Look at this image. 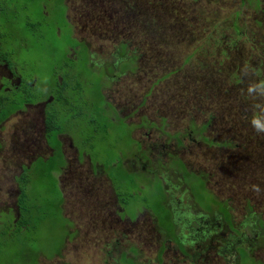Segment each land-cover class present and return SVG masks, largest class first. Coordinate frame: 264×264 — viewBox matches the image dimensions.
<instances>
[{
    "label": "flooded vegetation",
    "instance_id": "flooded-vegetation-1",
    "mask_svg": "<svg viewBox=\"0 0 264 264\" xmlns=\"http://www.w3.org/2000/svg\"><path fill=\"white\" fill-rule=\"evenodd\" d=\"M73 1L37 0L38 9H40L38 15L41 17L42 11L44 23L54 22L60 25H57L56 30L58 37H62L58 30L69 27V41L71 38L80 42L82 36H79L81 32L74 23ZM255 1L260 9H264V0ZM247 4L249 6L252 3ZM240 6V10L233 13L234 19L230 20L233 31L231 40H235L234 38H238L244 33L245 26H240L237 21L242 14V9L247 7L244 0H241ZM255 9L254 6V11ZM128 10H130L129 7L125 12ZM134 13L137 14V11L135 10ZM129 15L131 14L123 15V19ZM60 20L64 22H58ZM234 25L236 28L233 27ZM39 27L41 28L40 25ZM43 31L39 30L40 33L47 34L45 30ZM129 35L132 37V32ZM15 46L12 44L9 48H0V114L8 112L11 98L16 96L20 98L18 99L20 107L9 113L4 119H0V159L9 161V141L19 131H23L22 135L25 134L26 143L33 150L27 151L21 160L18 159L14 163L13 169L5 171L11 174L14 170L11 174V181L15 185L14 194L9 193L14 197L13 204L5 207L0 206V213L4 211L7 215L6 224L4 223L5 228L8 225L9 233L7 235L9 236L11 231L16 230V224L18 226V222L23 216L17 201L20 195L18 180H21L20 177H24L22 176L24 168H28L30 171L34 163L40 160L44 163L43 166L47 163L48 166H56L53 176L57 180L56 185L63 198L59 210H54L56 211L53 213L56 217L55 222L43 223L44 229H48V236L44 241H40V245L42 244V247L47 249H38L37 253L28 255L29 258L20 264H26L29 259L32 264H71L67 260L66 251L69 245L76 240L78 234V224L71 218L76 206L71 212L66 209L67 200L63 195L64 189L61 187L60 176L66 179L65 186L77 189L84 207L89 199L92 201L90 211L86 209L89 214L88 224L93 226L91 231H94V233L90 232V239L95 245L94 247H98V256L105 259V264L107 257L108 261H112L113 264H264V221L255 215L249 202H247L249 212L244 215L245 221L238 227L235 226L233 211L231 212L232 209H230L227 200H219L216 193L208 189V175L204 172H194L182 159L181 151L185 148L179 134L172 135L165 132L167 126L165 120L157 123L151 121L145 113H140L152 93V85L146 92L136 97H139L138 101L135 98L127 102L118 97L122 93L116 89L117 81L128 76H135L138 64L122 63L126 67L122 74L117 73L113 78L100 79V94L104 97L107 105L105 115L108 116L112 128L103 133L102 139L96 137L86 143V136L83 139L77 135L74 125L69 121L66 123L68 132L56 134L53 144H48L45 141L46 110L54 104V93L58 90L55 82L61 81V75L57 74L46 80L36 73V77L29 78L31 82L27 87L28 77H25L23 73L27 70L32 72L35 70L32 67L33 62L28 60L29 57H27V61H24L19 53V55L16 54L18 48ZM69 48L64 50L67 53H59L61 56H66L65 59H69L70 64H77L82 46L75 45L70 52ZM132 50L133 47L130 45L127 53L129 54ZM11 52L13 56L8 59ZM91 53V49L87 48L88 64L96 65L94 73L101 75L100 71L110 69L112 64L107 61L111 55L101 59L98 56H92ZM14 56L15 58H13ZM33 58L39 59L38 56ZM16 62L19 66H9V63ZM64 62L66 66L68 63L66 60ZM259 64L262 65L263 62ZM259 70L258 68V74ZM49 80L51 81L48 82ZM228 91L229 89L226 90V93ZM247 97L248 95L241 98ZM16 116L21 120V123L17 127L12 126V131H10L8 121ZM188 130L191 139H194L191 142L196 143L195 136H193L194 130L190 128ZM159 133L160 137H158ZM163 133H166L168 137H176L168 139ZM161 137L164 139L162 142L159 141L162 140ZM205 140L208 141L207 138ZM86 150H91L90 154H86ZM96 156L99 157L98 161H95ZM107 165L110 166L108 170L106 169ZM82 169H85L89 174L91 179L88 178V181L96 184V190H93L95 188L92 185L90 189H87L83 188L80 183L75 186L72 184L70 179L79 180ZM189 171H191L194 180L200 184V192L207 195L204 200L209 202L208 208L205 206L200 209L197 208L198 206H194L196 198L191 194V185L186 181ZM183 173L186 174L183 175ZM112 176L127 178L126 182L122 181L125 186H129L131 183L136 184L135 190H139V192L135 198L142 197L148 190L151 193L149 199L153 203L156 202V198L162 196L160 210L161 217L165 221L156 220L147 208L137 204V199L123 205L113 186ZM91 190L96 191L95 193L98 195H91ZM152 191L156 193L155 198H152L154 196ZM179 192L185 193L186 201L189 205L192 204V207H183L181 200L175 199L174 194ZM258 221L261 224L258 225ZM142 223L149 230V233L147 231V235H150L148 242L140 245L134 244L131 242L132 238L135 240L138 238L135 229L139 228L138 226ZM242 227L247 228L245 232L239 229ZM0 237L2 236L0 235ZM52 249L56 250L54 254H52ZM144 257L145 259H143Z\"/></svg>",
    "mask_w": 264,
    "mask_h": 264
},
{
    "label": "rangeland",
    "instance_id": "rangeland-1",
    "mask_svg": "<svg viewBox=\"0 0 264 264\" xmlns=\"http://www.w3.org/2000/svg\"><path fill=\"white\" fill-rule=\"evenodd\" d=\"M7 1L13 2L17 13H22V2ZM27 1L28 4L26 5L31 8L32 0ZM75 1L72 3L74 5L73 9H75L74 23L81 32L77 15L79 8ZM244 1L246 6L247 3H252L242 9V14L237 20L240 26H245L243 28L244 33L240 37L234 38L235 40H231L233 31L231 30L232 23L230 20L234 19L233 13L240 10L241 0H159L155 6H153V3L141 0L140 15L144 17V20L138 18V23L142 24V27L138 30L141 29L140 33H149L148 38L155 42V46L152 44L147 46L143 40L137 38L140 36L139 34L136 37L132 33V37H134L133 49L143 51V56L138 63L139 70H137L135 76L121 78L116 84V89L122 93L119 94L118 92V97L122 101L128 102L146 92L161 76V68L164 69L166 66L162 62H170L174 68L178 69L176 74L155 83L152 93L140 113H145L151 121L157 123L165 120L167 122L165 132L172 135L179 134L185 148L181 151L182 159L188 168L194 172H204L208 175V189L214 191L219 200H227L230 209H232L231 212L233 211L234 225L237 227L245 221L244 215L249 212L247 202L253 207L255 215L264 221V143L258 145L257 142L258 138L264 141V9H260L255 0ZM254 6L256 7L255 11ZM155 16L156 24L159 25H155ZM4 21L1 17L0 25ZM32 21L36 22V17H33ZM122 21L123 18L119 17L118 23L122 24ZM58 22L64 21L60 20ZM152 24H154V27L151 26ZM17 25L21 29L23 28V33H28L24 29L26 20L23 17ZM57 25L59 24L50 22L47 26L48 33L56 32ZM120 27L121 25L117 26V28ZM3 30L7 37L8 26L4 25ZM61 31V38L57 36V33L52 36L54 48L58 50V53L66 52L64 50L69 48L70 44V28L63 27ZM79 36L85 37L86 35L81 32ZM97 36L99 37V35ZM105 39L106 45L104 46H101L104 40L98 42L97 38L92 41L95 42L89 46L92 56L95 57L97 54L101 59L109 56L108 53L112 51L114 45L113 42L109 41L108 35ZM193 51L195 53H192ZM58 53L52 49L48 41L38 44L36 54L38 58H41L39 64L37 65L38 59L33 58L34 56L28 58L35 65L36 72L33 73L27 70L23 75L31 78L36 77L37 73L48 80L51 77L52 68L61 62V55L59 56ZM190 55L192 56L190 57ZM188 57L190 59L186 61ZM261 62H263L262 65L259 64ZM28 65L30 64L28 63ZM235 67L238 69L236 70ZM258 68L260 69L259 74ZM235 72L239 75L238 81L233 79L232 74ZM92 75L95 77L90 80H96L97 74L93 72ZM227 89L229 91L226 93ZM247 95V98H241ZM138 100L139 97L136 98V101ZM136 101L133 102L136 103ZM235 103L244 111V114L238 107L236 109L239 113L234 112ZM211 115L213 116L212 124L201 130L202 124ZM20 121L18 116L12 117L8 121V129L12 131V126H19ZM189 128H194L193 136H195L196 143L191 142L194 139L190 137ZM22 132H17L9 141V161L0 159L1 207L12 205L14 202V197L10 195L15 192V185L11 181V174L14 170L11 174L5 171L10 168L13 169L14 163L18 159L21 160L27 151L33 150L26 143L25 134L23 136ZM163 135L168 137L166 133H163ZM160 136L159 133L158 137ZM175 137H168V139H174ZM161 138L160 142L164 140L163 137ZM225 140H231L237 146L232 147V149L229 146L223 148L221 144ZM12 153L14 154L11 155ZM98 160L99 157L96 156L95 161ZM88 175L87 171L82 169L79 180L69 179L74 186L80 183L83 188L90 189L92 185L95 188L93 190H96V184L88 181V178H90ZM188 176L186 181L191 185V188L199 189L200 184L194 180L193 175L189 174ZM60 178L62 181L61 187L64 189L63 195L67 200V202L65 201L66 209L71 212L76 206L71 218L78 224L76 240L69 245L66 251L67 260L71 264H105V259L98 256V247H94L95 245L90 239V232L94 233V231H91L93 226L88 224L89 214L87 210L90 211L92 201L89 199L87 205L85 203V207L88 208H85L81 204L82 200L78 196L77 189L74 188V190L69 186H65L67 184L66 179L62 176ZM170 183H173V181H170ZM136 188V184H134L132 190ZM93 190L90 194L98 195ZM152 192L154 194L152 198H155L156 193ZM193 195L196 198L194 206L202 209L208 205L203 196L197 195L195 191ZM174 196L175 199L181 200L183 207H192V204L189 205L186 201L185 193L179 192ZM41 197L43 196L40 194L33 195L34 199ZM144 197L147 199L145 201L147 205L153 206L155 204L149 199L151 197L149 190L145 195L137 198V201L141 202L139 199ZM39 203L42 205L39 208L40 216H47L48 218H45V220L52 218L54 206L42 202L41 199ZM6 219V213L1 212L0 264H18V261H21L20 258L18 260V252L23 242L35 251L42 248L47 249L42 247V244L40 245V241L47 238L48 229L40 226L41 229L35 230L32 234L30 231L18 232L19 228L16 224V230L11 231L8 236V225H6V228L4 226ZM259 223L260 221H258V225ZM138 227L135 229L138 238L136 240L132 238L131 242L138 245L146 244L150 236L147 235L149 230L143 223ZM239 229L245 232L247 228L242 227ZM55 249H52V254L55 253ZM107 258L106 264H113ZM26 264H32V261L29 259Z\"/></svg>",
    "mask_w": 264,
    "mask_h": 264
},
{
    "label": "trees",
    "instance_id": "trees-1",
    "mask_svg": "<svg viewBox=\"0 0 264 264\" xmlns=\"http://www.w3.org/2000/svg\"><path fill=\"white\" fill-rule=\"evenodd\" d=\"M16 1L22 2L23 4V8H21V14L15 11L16 8L13 6V2L0 0V18L2 17L5 20L3 24L7 25L9 30L6 37L3 30L4 25H0V48H9L12 44H14L16 45L15 47L18 48L15 53H19L22 59H24V61H27V57L37 56L36 49L38 44L42 43L43 41H48L52 46V49L56 53H58V50L54 48V41L52 39L53 34L55 35L56 32L48 33V23L43 22L42 19L44 15L42 14V11L41 15L43 17H40L38 15L40 14V9H38L39 3L37 2V0H32L31 8H28V6L26 5L28 4L27 0ZM146 1L149 3H153V6H155L159 2V0ZM134 2H136V4H134ZM75 3L78 4L79 8L77 11V15L79 17L81 32L86 36L82 37L80 42H77L76 40L70 38V48L68 49V51L72 50L75 45L82 46V52H80L81 54L78 55L79 62L72 65L69 63V59H65L66 56L63 55L61 56L60 64L54 66L50 73L51 77L57 74L61 75V81L55 82L56 86L58 87V90L54 93L55 101L54 104L46 110L47 118L44 122L45 141L48 144H53L56 134L61 132H68L66 123L69 121H71L72 125H74L77 131V135H80L81 137H83V139L86 136V143L90 140L96 139V137H98V139H102L103 133L112 128L110 126L108 116L105 115L107 105L105 103L104 97L100 94V79L102 77L113 78L115 76L114 74L117 73L122 74L126 68L122 63H139V60L143 56L142 50L134 48L129 54L127 53L128 47L130 45L132 47L134 46V37L130 38L129 33L131 34L132 32L136 37L139 34L140 36L137 38L143 40L147 46H150L149 44L155 46V42L153 40H149L148 38L149 33H140L141 29L138 30V28L142 27V24L138 23V18H140V20H144V17L140 15L141 0H76ZM127 7H129L130 10L125 12L127 10ZM135 10L137 11V15H135L136 13H133ZM155 13H153V15H155ZM125 14L131 15L125 17L122 21V24L118 23L119 17L123 18V15ZM21 17L26 20L24 29H26L28 33H23V28L21 29V27L17 25L18 21L21 20ZM33 17H36V22L32 21ZM154 21L155 25H159L156 24V16ZM39 25L41 26V28L39 27ZM118 25H121V27L117 28ZM151 26L154 27V24H152ZM233 27L236 28V25H234ZM39 30L42 32H44L43 30H45L48 35L40 33ZM58 31L62 32L61 30ZM96 35H99V37H96ZM106 35L109 36V41L113 42L114 45L112 51L109 54L111 55L109 57V61H107L112 65L110 66L109 70L100 71L101 75L97 74L96 80H90L92 77H95L92 74L96 65L88 64L89 55L86 54L87 48H89L92 43H95L92 41L97 38L98 42L104 40L101 46L106 45ZM64 53H67V51ZM192 53L195 52L193 51ZM58 55L60 56L59 53ZM12 56L13 53L11 52V56L7 58L10 59ZM191 56L192 55H190V57ZM95 57H97V54L95 55ZM190 57H188L186 61H188ZM40 59L41 58L38 59L37 65L39 64ZM64 60H66L68 63L66 64V66ZM114 64H117V66H114ZM162 64L166 66L164 69L161 68V76L156 79L155 83H159L160 81L165 80L178 72V69L174 68V66L170 62L164 61L162 62ZM14 65L19 66L17 62L14 64L9 63V66L14 67ZM32 67L34 68L35 65L33 64ZM16 68L17 67L15 66V69ZM235 68L236 70L238 69L237 67ZM34 69L35 70H33V73L36 72V67ZM137 70H139V67L137 68ZM232 76L234 80H239V75L236 74V72L232 74ZM27 79L28 80H26V86L28 87L31 80H29V78ZM50 81L51 80H49L48 82ZM155 83L152 84V87L155 86ZM18 99H20L18 96L10 99V102L8 104L9 110L8 112H2L0 114V119H4L9 115V113L15 111V109L20 107V102ZM237 107L238 105H236L235 103L234 112L236 114L239 113V111L236 109ZM239 110L242 112V114H244V111L241 108H239ZM74 120L76 123L74 122ZM212 120L213 116L211 115L210 117H208L207 121L202 124L201 130L208 128V126L212 124ZM193 129L194 128H192V130ZM257 142L258 145L259 143H264V141L260 138H258ZM222 146L223 148L229 146V148L232 149V147H236L237 145L236 143H232L231 140H225ZM90 152L91 150L85 151L86 154H90ZM43 164L44 163L40 160L34 163L30 171L28 170V168H24V172L22 173V176L24 177H20L21 180H18V191L20 192V195L17 201V205L20 206L23 213L22 218L18 222V232L30 231L32 234L36 228L41 229L40 226L44 228L43 223H54L56 217H54L55 215L53 213L59 210V205L60 203H62L61 201L63 200V198L60 195L61 193L56 185L57 180L55 176H53V170L56 169V166H48V163L43 166ZM106 169H110V166L107 165ZM189 174H191V171H189ZM111 179L113 181V186L115 187L116 193L119 198H121V203L123 205L137 199L135 197L138 196L137 193L139 192V190H132V183L129 186H125L122 183V181L126 182L128 180L127 178H125L124 176H118L114 178L112 176ZM120 189H122L123 191H121ZM156 190H158V188ZM194 191L197 195H201L203 196V198H207V195L202 194L201 192H199V189L196 188H191L190 192L192 195ZM37 194H40L43 197L34 199L33 195ZM160 198L161 197L156 198L157 200L155 204H153V206H149L146 204L145 201L147 199H145V197L139 199L141 202L137 201V204H139V206H144L145 208H148L150 210L152 209V214L155 219L159 222H164L165 220L161 217ZM40 199L42 202L49 203L50 205L54 206V208L52 209V218H50L52 219L51 221H49L50 219L45 220V218H48L47 216H40L39 208L40 206H42L40 204L41 202L39 203ZM206 203L208 204L206 205V207L208 208V201ZM15 235L18 236L16 233ZM37 251H35L33 248H30L29 245H26L23 242L21 244V249H19L18 252V260L19 258L21 259L20 262L18 261V264L28 259V255H33V253H37Z\"/></svg>",
    "mask_w": 264,
    "mask_h": 264
},
{
    "label": "crops",
    "instance_id": "crops-1",
    "mask_svg": "<svg viewBox=\"0 0 264 264\" xmlns=\"http://www.w3.org/2000/svg\"><path fill=\"white\" fill-rule=\"evenodd\" d=\"M147 210H148V211H150V212H151V214H152V209L150 210V209H148V208H147Z\"/></svg>",
    "mask_w": 264,
    "mask_h": 264
}]
</instances>
